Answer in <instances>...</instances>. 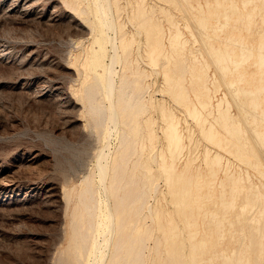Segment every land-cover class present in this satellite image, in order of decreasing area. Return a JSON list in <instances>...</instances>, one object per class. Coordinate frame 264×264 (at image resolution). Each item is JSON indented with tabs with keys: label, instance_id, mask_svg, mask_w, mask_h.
Returning <instances> with one entry per match:
<instances>
[{
	"label": "bare ground",
	"instance_id": "obj_1",
	"mask_svg": "<svg viewBox=\"0 0 264 264\" xmlns=\"http://www.w3.org/2000/svg\"><path fill=\"white\" fill-rule=\"evenodd\" d=\"M143 1L129 0V2H135L130 4L129 18L138 28L143 29L145 39L142 40L146 43L144 45H146L147 60L161 67L162 76L160 77L164 85L158 90H163L164 94L167 93L170 96L172 103L179 107L175 109H181V112L184 111L191 116L189 119L196 121L197 130L201 135L203 134L202 137L206 136L205 139L215 146L213 150V147L200 143L205 145L201 155V165L188 173H186V167L190 166L197 154L193 152V146H196L197 139L199 140L200 137L196 134L199 137L195 138L194 125L196 124L182 128L177 117L178 113L172 109L171 105L168 106V100L164 101L160 98L162 101H158V97L156 98L158 102L155 99L156 103L153 97L145 98L150 82L145 83L144 79L148 72L151 75V71L143 69V66L141 69H136L139 68L137 62L132 60L136 62L134 66L128 58L133 33H128L124 29L123 22L116 21L114 18L112 8L115 7L116 15H120L117 0H69L71 8H63L64 10L56 5L50 8L38 6V0H13L4 11L2 10L5 15L20 16L23 19L33 14L38 18L47 14L45 21L51 24L56 22L55 25L63 21L67 12H72L74 14H69L66 22L76 26L74 29L76 34H87V29L92 33L89 46L83 47V49L86 48L84 54H79L78 52L82 50L77 49L78 52H73L77 54L64 64L65 68L70 69L71 72L74 71L73 79L79 81L78 88H73L72 93L88 101V112L91 113L89 116H92L94 128L96 127L103 136L102 145L107 146V150L101 149L96 156L97 173L95 174L98 178L91 170L92 174L85 175L86 178L78 191L76 190L77 200L74 206L72 205V214L70 212L71 217H69L72 221L70 242L67 243L72 247V250L69 249L72 252L71 255L73 254L71 257L75 258H71L72 262L76 260L79 264H91L86 263L85 260L88 262L89 255H93L94 264H143V262L165 264L167 260L161 257L157 260L148 259L150 261L146 262L147 239L152 237L155 250L153 252L156 254L159 248L163 249L164 242L169 264H184L186 262L184 258L188 259L190 264H264V189L261 188L264 182L253 181L248 169H245L244 174L243 169L234 170L232 166V164H250L257 171L264 173V170L260 169L264 164V159L260 156L264 151V2L206 0L205 3L188 2L186 6L176 2L175 7L180 9L184 7L187 10L184 14L182 13L183 15L181 14L182 26L187 30L186 34L181 26L177 27L178 24L174 23L176 21L171 19L174 16L172 10L168 6L159 5L161 13L173 21L174 26L177 25L168 35L169 41L166 44L164 34L166 32L162 28L164 26L159 25L161 21L156 14V7L153 4H148L149 8L145 7L142 5ZM170 24L173 25L171 22ZM107 26L113 29L114 35H107ZM116 29L119 31L118 34ZM135 29L137 30L136 27ZM137 33L139 35V32ZM114 37L119 43L114 41ZM191 40L193 43L198 42V47L192 49ZM9 44L0 42L1 55H9L11 51ZM107 44L112 46L113 52L109 53ZM141 50H137L138 53ZM205 51L208 55L204 53ZM106 57L109 61L105 60ZM33 58L35 60L37 57ZM116 61L120 62L122 67H119L120 72L114 67ZM211 63L213 68L210 67ZM139 64L141 65V62ZM188 75L189 81L191 80L189 83L185 81ZM153 82L155 83L154 80ZM51 85L58 90L61 84L52 80ZM70 85L69 83V87ZM221 85L230 92L233 104L238 108L239 116L232 111L231 102L226 101L225 92L213 103L215 93L219 91ZM22 86H24L23 83ZM48 91V88L43 87L38 95L48 96ZM224 101L228 103L227 106ZM75 102L77 103L78 100L76 99ZM148 106L156 109L158 119L163 124L161 135L156 133L159 129L155 131L157 118L150 114L142 115ZM212 106L215 108L212 109ZM142 116L144 117L140 120ZM182 119L185 120V118ZM189 119L187 118V121ZM111 127L115 131V138L119 137L116 139L119 143L115 149L117 151L116 154L114 153L115 156L114 154L110 156L111 150L108 146ZM156 137H159L158 150L153 151V147H150L152 150L149 148L145 157L140 159L139 147L143 148L146 141L149 146L154 140L157 143ZM185 138L188 140L187 143ZM184 148L187 149L186 153L183 152ZM184 154L185 157L183 156L184 160L182 159L181 163L180 157ZM261 155L264 156V154ZM154 160L157 161V171L152 168ZM157 175L168 186L167 196L170 197L173 205L171 215L166 222L162 220L157 207L153 208L146 201L147 192L152 190L153 193L157 189ZM0 179L3 180L6 177L1 176ZM214 183L215 186L219 183L221 190L225 192H222L223 196L220 200L215 199L214 203L203 211L202 206L206 201L200 197L204 192V185H207L208 192L212 193L210 191ZM226 184H228L227 188ZM165 185L163 186L166 187ZM27 187H31L29 191H32L35 186L31 183ZM50 187L48 188H53V186ZM65 188L62 185L57 191L58 194L53 191L48 194H57L59 197L60 192L62 198L67 199L69 194ZM14 189L15 192L6 196L7 199L3 194L0 202H7L9 199L20 201L28 197L27 191H24L23 196L20 197L17 193L18 184ZM226 192L229 196L224 195ZM248 197H252L250 199L253 201ZM224 201H227L228 205ZM256 209H259V213H256ZM202 212L204 216L210 212V218L205 219L203 216L198 219V215ZM175 215L180 217L181 222L175 221ZM147 217L155 220L154 225L156 229L161 230L159 231L162 235L151 231ZM184 227H188L189 231L186 257L178 238L179 229ZM198 231L201 235L196 237ZM236 232L239 234L236 235ZM101 245L108 249L106 253L104 248L100 247Z\"/></svg>",
	"mask_w": 264,
	"mask_h": 264
},
{
	"label": "rangeland",
	"instance_id": "obj_2",
	"mask_svg": "<svg viewBox=\"0 0 264 264\" xmlns=\"http://www.w3.org/2000/svg\"><path fill=\"white\" fill-rule=\"evenodd\" d=\"M11 1L13 0H0V6H1L0 7V42H7V43H10L9 45H11L10 47L11 51L9 52L8 56H6L5 54L1 55L2 45H0V178L1 176L2 178L6 177V179H3V180L0 179V197H2L3 194H5L4 198L7 199L6 198L7 195L15 192L14 187L17 184L19 187V190L17 191V193L20 195V197L23 196L22 194L24 193V191H27L26 196L28 197L20 201L14 200L15 202L11 199H9V201L7 202H0V264H76V263L79 264L76 260H75L76 262L74 260L72 262V259H75L74 257H71L73 254L71 255L72 252L69 251V249L72 250V247L70 246V244H67L70 242V234H71L70 230L72 227L71 225L72 221L70 220L69 217H71L70 215L72 214L71 212L72 205L74 206L77 200L76 193L78 189L80 188L79 186H81L84 179L86 178L87 174L90 175L94 173L95 177L98 178L97 177L98 175L95 174L97 173V169L95 168L96 158H97L96 156L101 149L107 150V146L102 145L103 136L100 134V131L96 129V127L94 128L93 121L91 119L92 116L91 117L89 116L91 115V113L88 112L89 111L88 101L86 99L82 100L75 95L76 93H72L73 88H76V87L78 88L79 81L77 79H73L75 77L74 71L71 72L70 69L65 68L64 64L68 63V61L75 56L74 54H77V53H73L74 51L76 52L77 49L82 50L81 52H78L79 50L77 51L79 54L80 53L84 54L86 48H84L85 49L84 50L83 47L89 46L90 44L89 40L91 41L92 33L90 30L87 29V32H86L87 34H82V35L76 34L74 30L76 26L70 25L69 22H66L68 16L74 14L72 12L71 13L67 12L66 15L64 16L63 21L57 22L56 25H55L56 22L54 24L53 23L51 24L50 22L48 23L47 21H45L47 14L39 18L33 13L32 14L36 17H34L33 15L29 17L28 16L24 17L25 19H23V17H20V16L10 17L8 15H5L2 12L4 11L5 7H7L11 3ZM117 1H118V5L120 6V12H119L120 15L119 16L116 15V8L114 7L112 8L113 10L112 12L115 15L114 18L116 21L123 22L122 24L124 25V29H126L128 33H131V32L133 33L132 34L133 40L130 44L131 48H130V53L128 55V58L131 61L133 60L137 62V67L139 68H136V69H141L143 66V69L145 68L147 71H151V75H149L150 73L148 72V74L145 76V79H144L145 83L150 82L148 83V91L145 92V98L149 99L148 97H153V101H155V99L158 97H159L158 101L161 100L160 98H162V100L164 101L168 100L167 101L168 106L171 105L172 109H174L175 112L178 113L177 117L179 118L180 125L182 126V128H184V126L186 127V125L190 127L192 124H196L195 120L194 122L193 119L192 121L191 119H189L191 118V116L187 115V113H185L184 111L181 112V109H175L179 107H176L177 105H175L174 102L172 103L170 96L167 93H165L166 94L165 95L163 93V90L160 91V89L163 88L161 86L164 85L163 79L160 77L162 76L161 67L159 64L155 65L154 63L149 62L147 60V57L145 55L146 45H144L146 43L145 41L143 42V40L145 39L143 29L138 28V26H136V24L133 23V21H131L129 18L130 4L135 3V2H129V0H117ZM172 1L171 0L170 1L168 0H144L142 2V5H144L145 7L149 8L148 4L149 5L153 4V6L156 7L155 9L156 14L159 16L158 19L162 22V24L159 20H158V23L160 22L159 23L160 27L164 26L162 28L163 30L165 29V32H166L164 33L166 36L165 37L166 44H168V41H169L167 40L168 35H170L171 31L175 30L174 28L177 26V25L174 26V23L178 24L177 27L181 26V29L184 32V34L187 33V30L182 26L183 22H181L183 21V16H181V14L182 13L184 14L187 10L184 9V7H182L183 9L175 7L174 3L181 2L180 4H182L183 6H186L188 2L196 4L198 2L205 3L206 0H193V2L192 0L191 1L190 0H185V1L184 0H180V1L174 0V2ZM224 1H230V0H224ZM238 2H241V0H238ZM254 2L262 3L264 2V0H255ZM41 5L46 6L48 8L52 7L53 5L58 6L60 9L71 8V3H69V0H56V1L55 0H38V6H41ZM159 5L168 6L169 9L172 10L173 15H174L171 19L173 21L175 20L176 22L173 23V21L169 20L164 14H162L160 9L158 8ZM90 17L92 19V16ZM153 17L155 20L156 19L155 16ZM2 18H5V19H2ZM166 18L169 20V22ZM175 18L176 19L178 18L179 20L177 19L178 20L177 21ZM170 22L173 24L172 26ZM167 26L169 28H166ZM135 27L137 28L138 31L135 29ZM117 31L118 30L116 29V33L118 34L119 31L118 32ZM106 32H108L107 35L109 36L114 35V31L112 28H110V26L106 27ZM137 32H139V35ZM141 32L143 33V35ZM71 37L74 38V40ZM79 40L81 42H79ZM76 41L79 42V44ZM114 41L116 43L118 42L116 38L114 39ZM142 42H143V45H142ZM190 43H191L190 45H192V49L193 48L195 49L196 46L198 47L199 45L198 42L193 43L192 40L190 41ZM83 44H85L86 46ZM109 44H107V49L108 51H110L109 53H111L113 52V50H111L113 48ZM140 45L144 46V48H142V46ZM137 47L139 48L137 49ZM28 50L30 52H28ZM137 50H141L139 51L140 53H138ZM168 50L170 51V49ZM142 51L144 52V54ZM119 53L121 54L120 49H119ZM135 53H136V56H134ZM204 53L208 55L206 51ZM35 56L37 58H35L34 60L33 57ZM143 57H144V60H143ZM21 58H23L22 61H21ZM105 60L109 61L108 57H106ZM133 61H132V65H134V63L136 65V62H133ZM140 62H141V65L139 64ZM153 64L155 66H153ZM134 66H132L133 70H134ZM150 66H151V69H150ZM114 67L118 71L120 68H122L120 65V62L118 63L117 61L114 62ZM210 67L213 68V65ZM153 70L156 73L152 74V72H154ZM148 75L150 77H148ZM13 79L14 81H12ZM189 79L190 77L188 75L185 81L187 80L186 82L189 83L191 81V80L189 81ZM52 80H56L59 83V85L61 84L58 90L54 89L53 85L50 86V83ZM153 80L155 81V83L153 82ZM22 83L24 86H22ZM69 83L71 84L70 87H69ZM43 87H46V89L47 88L49 89L48 96L45 95L46 97L44 95H42L43 97L41 95H38V93L41 91ZM158 88L160 89L158 90ZM218 90L219 91H216L215 93L216 98L215 97L213 98V103H215L217 98H219L225 92L226 101L228 103L231 102L230 107L232 108V111H235L236 116H239L240 114L237 115L238 108L233 104V100H232V97L230 96V92H227V89L223 85H221L220 89ZM75 91L78 93L77 90ZM149 91H152V92H149ZM69 93H70V96H69ZM151 93H153L152 96H151ZM76 99L78 100V102L80 100V102L76 103L75 102ZM228 103L224 101L225 105ZM172 104L175 105L174 108H173L174 105L172 106ZM214 108L215 107H213L212 109ZM148 114L152 116L154 115L153 117L157 118V121H156L157 124L160 122V120L158 119V113L154 107L148 106V109L146 110V112H143L142 115L145 116ZM76 116H77V119H76ZM144 116L140 117V120H142ZM182 118H185V120ZM187 118L189 119L188 121H187ZM157 124L155 125V128H156L155 131L159 129L158 131H156V133L158 132L157 134L159 135L160 133L161 135L163 124L161 122L159 125ZM194 127H195V130H194ZM194 127L192 126L193 130L195 131L194 132L195 138L196 137L198 138L199 136L197 135H200L199 140L196 138L197 142L195 144L196 146L197 144H199L198 145L199 147L197 146L198 147L197 149L196 146H193L194 147L193 152L195 151V153L197 154L196 155L195 153L193 154L195 155V158L192 160V163L190 164V166L186 167V173L194 170L196 166L201 165L200 164L202 160L201 155H202V151L205 145L204 146L200 145V143L201 144L204 143L208 145L209 147L211 146L213 147L212 149L215 150L214 149L215 146L212 145V143L210 144L209 140L205 139L206 136H204L203 138L202 137L203 134L201 135V133H199L200 131L197 130L198 125L196 124V126L194 125ZM113 131L114 129L111 127L110 132L112 134L109 132L110 137H109V144H108L111 150L110 156H112L114 153L116 154L117 151H115V149H117V146H118L117 143H119L118 142L119 140H117L116 142V139L119 137L115 138L116 137L115 131L114 133ZM186 138H185V141L187 143L188 140ZM154 141L150 143V146H149L148 141H146L144 142L145 146L143 145V148L139 147L138 154H139L140 159L144 158L147 152L149 150H152L151 149L152 147H153V151L158 150L159 137H156L157 143ZM200 147L202 148L199 149ZM183 150H184L183 151L184 153L187 152L186 148H184ZM262 152L261 154H264ZM222 153L225 154V152H222ZM261 154L260 156L262 157V159H264V156H262ZM183 156L185 157V154L182 155V157H180L181 163L184 160ZM179 160H178V163H180ZM194 161L197 163H195ZM194 163L196 165H194ZM152 164H154L152 165L153 170L157 171V161L155 160L152 161ZM240 165L232 164V166L235 168L234 170L243 169L242 172H244V174L246 172L245 169L246 170L248 169L247 171L251 174V179L253 181L257 183H260L261 181L264 182V173L257 171L250 164L246 165L245 163H243L241 167ZM92 167L94 168L92 169ZM260 169L264 170V164H262ZM12 172L14 175L12 174ZM257 178H260V179H257ZM156 180L155 182L158 185L157 189L154 191L155 193L154 192L152 193V190H149L147 192L146 201L149 202L153 208L157 207L156 209L159 210L162 220L166 222L173 210V207H172L173 205L170 200V197L167 196V193L169 194V188L167 185L164 184L163 179L160 176L157 175ZM31 183L35 187L32 191H29L31 187L29 188L27 187V185ZM62 185H64V188L67 187L65 188L68 190V194H69L67 199L64 197L63 199L60 192H59V197H57V194H58L57 191L58 189H60V187H62ZM163 185H165L166 187H164ZM50 186H53V188L50 189L51 188ZM225 187L227 188L228 184H226ZM164 188H166L165 189L166 191L164 190ZM261 188L264 189V185H262ZM203 189H204V192L202 193V196L200 197L201 199H204L206 201L205 204L202 206L203 211L205 210L204 208H208L209 205L214 203L213 201H215V199L220 200L221 199L220 197L223 196L222 192H225L221 190L222 187L221 185H219V183L216 186L214 183V187L211 188V191H210L212 193L208 192L207 185H204ZM160 190H162L161 193H160ZM51 191L56 192L57 194L49 195ZM162 194H164V196ZM73 195L75 196L73 199H71ZM224 195L229 196L227 192L224 193ZM161 196L164 197L165 199L162 198ZM60 197H61V201H60ZM224 202H226L225 204L228 205L227 201H224ZM164 209H166V211H164ZM258 210L256 209V213L258 212ZM203 216L204 215L202 212V214L198 215V219L199 217L201 218ZM204 217L205 219L210 218V212H207V214H205ZM174 219L176 222L178 221L181 222V219L179 216L175 215ZM146 220H147V223L150 224L151 231L154 234L162 235V232H160L161 230L159 228H157L158 229L157 230L156 226L154 225L155 220H151L148 217L146 218ZM191 226H193V224H191ZM238 234L239 232L236 235ZM199 235H201L200 231L196 233V237H198ZM188 236H189L188 227L179 229L178 238H180L179 242L180 244H182V248L185 250V251L183 250L184 257H186V250L188 249V244H189ZM147 241H148L147 242L148 246L145 248L146 249L145 251L148 254L147 256L148 258H146L147 263L153 258L154 260H157L160 257L169 261L167 259V250H166V247L163 241H162L163 247L161 246L162 244L160 245L163 249L159 248V252L157 254L154 253L155 250L152 245L153 238L151 237L147 239ZM186 243L188 244L186 245ZM100 247H102V249L104 248L102 245ZM164 249H165V253H164ZM106 250L108 251V249L105 247L104 248L105 253L107 252ZM160 252L163 254L161 255ZM164 254L166 255L164 256ZM92 257L94 256L89 255L88 262L87 260H85V262L94 264L95 259ZM148 259L150 260L148 261ZM185 259L186 258H184V261L186 262L184 263L183 260L182 262L184 264H190L188 259L186 260ZM91 260H93V262ZM166 260H164V262ZM167 261L165 262V264H167ZM169 263L170 261L168 262V264ZM143 264H146V263L143 262Z\"/></svg>",
	"mask_w": 264,
	"mask_h": 264
}]
</instances>
